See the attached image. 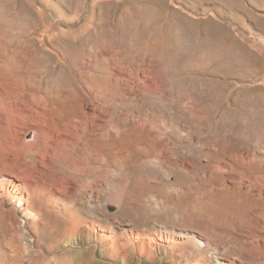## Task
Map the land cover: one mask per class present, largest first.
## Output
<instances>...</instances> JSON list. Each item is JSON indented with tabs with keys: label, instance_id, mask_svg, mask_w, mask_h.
<instances>
[{
	"label": "rangeland",
	"instance_id": "374dc122",
	"mask_svg": "<svg viewBox=\"0 0 264 264\" xmlns=\"http://www.w3.org/2000/svg\"><path fill=\"white\" fill-rule=\"evenodd\" d=\"M0 3V42L28 41L38 52L24 90L11 75L0 80V264H55L67 254L64 264H264V180L248 169L253 154L264 156V0ZM158 29L171 49L140 50ZM111 45L129 48L118 56L129 81L115 105L84 85L99 74L86 67L91 52L101 59ZM7 59L0 63L18 71L19 57ZM69 88L71 112L52 116L48 96ZM115 121L146 123L149 138L131 136L119 161L109 151L91 160L84 144V169L58 151L81 134L115 138ZM135 234L143 238L134 245Z\"/></svg>",
	"mask_w": 264,
	"mask_h": 264
},
{
	"label": "bare ground",
	"instance_id": "6f19581e",
	"mask_svg": "<svg viewBox=\"0 0 264 264\" xmlns=\"http://www.w3.org/2000/svg\"><path fill=\"white\" fill-rule=\"evenodd\" d=\"M13 1V0H12ZM11 2V1H10ZM153 3V2H152ZM18 7V5H17ZM13 9V7H12ZM15 9V8H14ZM169 13V12H168ZM5 8L2 7L1 3H0V20L1 21H5L6 20V16H5ZM169 17V16H168ZM167 17V18H168ZM25 20V19H24ZM167 21V20H166ZM165 22V21H164ZM147 23V22H146ZM149 25V24H148ZM146 25V26H148ZM169 40H167L164 36V34L159 31L156 32L155 31V34L152 38V40H150L148 43L144 44V45H141L140 46V50H142L143 52L145 53H148V52H152V53H163V52H168L167 50H169V48L171 49V47L169 46ZM177 42V41H176ZM119 44V43H118ZM123 44V43H122ZM121 44V45H122ZM177 44V43H176ZM124 45V44H123ZM129 47V46H128ZM0 49H2V54H0V59H1V62H3V60H6L9 62V59H14L15 56H18L19 57V64H18V71H8L7 67L3 64L0 63V80H5L7 79L10 75L12 76L11 79H12V85L14 86V88L16 90H19L20 92L22 90H24V88L26 87V85H29V84H32L33 83V80H32V77L31 75H28L26 73H28L31 68H32V65L30 64V61L31 60H34L35 59V52L36 49H35V46H33L32 44H30V42H26V41H20V42H13V43H1L0 42ZM129 49V48H128ZM128 49L125 47V46H115L114 45H111L109 48H106V49H102L103 51L101 53H103L101 59L98 58L96 52L92 51V55H93V59H90L91 61L90 62H87V69L89 71H92L94 69V71H98L99 74L96 75L95 74H90V76H88L87 78L89 80H86L84 81V85L85 86H89L91 83H95V85L97 86V97L100 99V100H107L108 102H111L114 104V102L117 100V97H119L120 95H122V86L126 83H128L129 80H127L128 78H124L122 77V75L118 74L117 71L119 72H122L124 70L127 69V66L129 65H125L124 64V60L121 58L119 59L118 56L121 55L122 53H124L126 50L128 51ZM176 49V48H175ZM39 51V50H38ZM127 51H126V54H127ZM132 51V49H131ZM130 51V53H131ZM99 52V50H98ZM105 52V54H104ZM161 52V53H160ZM38 53V52H37ZM36 53V54H37ZM143 54V53H142ZM124 55V54H123ZM122 55V56H123ZM144 55V54H143ZM163 55V54H162ZM120 56V57H122ZM126 56V55H125ZM100 57V55H99ZM144 57V56H143ZM146 57V56H145ZM148 57V56H147ZM100 59V60H99ZM134 59V58H133ZM147 59V58H146ZM88 61V60H87ZM126 62V60H125ZM147 62V61H145ZM86 65V63H84ZM131 64V63H130ZM139 65V64H138ZM147 65V64H145ZM142 66V65H141ZM140 66V67H141ZM151 66V65H150ZM85 67V69H86ZM145 67V66H144ZM143 67V68H144ZM91 69V70H90ZM130 71V70H128ZM127 71V72H128ZM131 73H134V72H131ZM130 73V74H131ZM138 73V71H137ZM133 75V74H132ZM135 75V74H134ZM161 76V75H160ZM161 82V80H160ZM92 85V84H91ZM50 92V91H49ZM74 92L75 90L74 89H67V90H64L63 92L59 93V94H53L51 96H48V99L51 100V105L52 107L50 108L49 112L52 114V116H57V117H62V116H65L67 115V113L70 111L69 108L71 107L72 103H73V95H74ZM124 93V92H123ZM125 96V95H124ZM96 97V98H97ZM15 99L18 98V95L14 97ZM120 99V98H118ZM40 100L42 101H47L46 98H43L41 97ZM5 101V96L3 93L0 92V114L2 113V108L4 107H7L4 103ZM119 101V100H118ZM123 102V101H122ZM46 103V102H45ZM110 103V104H111ZM119 104V103H118ZM109 105V104H108ZM115 105V104H114ZM113 106V105H112ZM47 107V106H46ZM107 107V106H106ZM111 107V105H110ZM47 109V108H46ZM112 110V109H111ZM71 112V111H70ZM75 112V111H74ZM153 116V115H152ZM56 117V118H57ZM55 118V117H54ZM73 118L74 119H78L80 120L79 116L75 113H73ZM116 122V121H115ZM129 122V121H128ZM132 123V121H130ZM155 122V121H153ZM67 123V122H66ZM126 120H125V124H126ZM130 123V124H131ZM143 123V122H142ZM68 124V123H67ZM128 124V123H127ZM126 124V125H127ZM128 124V125H130ZM151 124V123H150ZM125 125V126H126ZM132 125V124H131ZM136 125V124H135ZM146 123H143V124H139L136 129H129L127 127H123V126H120L119 124H117V122L114 124V129L117 130V136L115 138H112L113 134L109 136H106V135H102L101 137H99V139L96 141V142H93V141H90L88 140L87 138H84V135L81 134L77 137V142H73L75 144H71L72 147L69 145V143H65L66 141H62V145L60 146L59 148V152L64 155L66 158H69V156H75L76 158V164L78 166H82L80 168L84 169V144H85V147L87 148L88 151H90V159L91 160H96L97 157L99 155L100 152H105L107 153V151H109L108 153L111 154V156L116 160L119 161L118 158H120V155H121V152L123 150H125V147L126 145L128 144V146H130L129 144V141L130 140V137L131 136H143L145 138H147L150 134L148 133V131L146 130ZM169 125V124H168ZM133 126V125H132ZM159 126H160V123H159ZM112 127V129H113ZM154 127V126H153ZM168 127V126H167ZM166 127V128H167ZM173 128V131H174V135L177 137H179L181 135V130L177 127V126H171ZM149 128V127H148ZM169 128V127H168ZM113 129V130H114ZM154 129V128H153ZM156 129V128H155ZM154 129V130H155ZM169 130V129H168ZM161 128H160V135L163 136L165 133L161 132ZM116 132V131H115ZM150 132V131H149ZM156 132V131H154ZM159 132V129L158 131ZM151 133H153V131H151ZM168 133V132H166ZM171 134V133H170ZM167 135V134H166ZM112 136V137H111ZM157 136V135H156ZM160 136V137H161ZM165 136V135H164ZM142 137V138H143ZM151 137V136H150ZM149 138V137H148ZM163 138V137H161ZM138 139V137L136 138ZM135 139V140H136ZM160 139V138H159ZM182 139V138H181ZM142 140V139H141ZM132 141V140H131ZM140 141V140H139ZM145 141V140H144ZM161 141V140H160ZM132 143V142H131ZM137 143V141H136ZM140 143V142H139ZM146 143V142H145ZM67 144L71 147H68ZM143 144V143H142ZM150 143H147V147L149 146ZM141 145V144H140ZM150 148V147H149ZM171 148V147H170ZM129 150V149H128ZM147 150V149H146ZM82 152V153H81ZM149 152V151H148ZM107 153V154H108ZM120 154V155H119ZM264 155V154H263ZM96 159H95V157ZM102 156V155H101ZM100 157V156H99ZM98 157V158H99ZM110 157V156H108ZM149 157V156H148ZM147 157V158H148ZM251 157V156H250ZM58 158V157H56ZM104 157L100 158L103 160ZM61 159V158H60ZM70 159V158H69ZM99 159V160H100ZM107 159V158H106ZM105 159V160H106ZM151 159V158H150ZM64 160V159H63ZM108 160V159H107ZM106 160V161H107ZM122 160V159H120ZM125 160V159H124ZM249 161V164H250V167H248L249 171L252 173V174H255L257 177L256 178H260L261 180H264V156H259L257 154H253L252 157L250 159H248ZM94 162V161H93ZM97 162V161H95ZM123 163V162H122ZM121 164V163H120ZM248 164V163H247ZM54 165V164H53ZM75 165V164H74ZM116 165V164H115ZM124 165V164H123ZM119 166V165H118ZM122 166V165H121ZM246 166V165H245ZM79 168V169H80ZM88 168V167H87ZM93 168V167H92ZM122 168V167H120ZM247 168V167H246ZM90 169V168H89ZM244 169V168H243ZM113 170V169H112ZM247 170V169H245ZM93 171V170H92ZM214 171V170H213ZM247 171V172H249ZM84 172H86V169L84 170ZM88 174V172H87ZM130 175V174H128ZM130 180V179H129ZM258 180V179H257ZM128 182V181H127ZM140 185V184H138ZM135 187V184L133 185ZM145 186V185H143ZM136 187H137V184H136ZM136 187L135 189H133L134 191L136 190ZM142 187V186H140ZM133 188V187H132ZM139 188V186H138ZM147 189V188H146ZM138 190V189H137ZM228 190V189H227ZM147 191V190H146ZM138 192V191H137ZM149 192H150V189H149ZM143 194V193H142ZM147 194V193H146ZM248 194V193H247ZM144 195V194H143ZM142 195V196H143ZM236 196V195H235ZM248 196V195H247ZM153 197V196H152ZM246 197V196H245ZM143 198V197H142ZM244 199V198H243ZM153 203L155 202L154 198H151L150 199ZM92 202V200H91ZM151 202V203H152ZM157 202V201H156ZM155 202V203H156ZM154 203V204H155ZM157 204V203H156ZM155 204V205H156ZM158 205V204H157ZM256 205V204H255ZM129 204L128 206L125 208L124 210V216L127 215L129 211ZM133 212V211H132ZM79 213V212H78ZM131 214V212H130ZM160 214V213H159ZM79 219V218H78ZM75 221V220H74ZM78 221V220H77ZM80 223V222H79ZM78 223V224H79ZM78 226V225H77ZM127 227H129V232L131 234H134V229H133V226L131 224H127L125 225ZM70 227V226H69ZM162 228V227H161ZM59 229V228H57ZM62 229V228H61ZM67 229V232L70 231L69 237H73V232H75V230L77 231V229H75L74 225L70 228H66ZM55 232V231H54ZM160 232V230L156 229L155 230V233L156 235L158 236V233ZM165 234H173L172 231H168V230H165L164 231ZM55 234H57L55 232ZM59 234V233H58ZM161 235V233H160ZM57 237H59V235H55L54 238L57 239ZM143 238V236L141 234H135L134 236V239H132V241H130L132 244L135 245V242L136 240L137 241H141ZM160 238V237H158ZM73 240V239H72ZM128 245V244H126ZM131 245V244H129ZM151 245L152 243L149 242V248L150 250L152 249L151 248ZM147 246V245H146ZM136 248V247H135ZM144 246L143 248L139 247V250L138 249V252L140 254V256H143L144 254ZM152 251V250H151ZM68 252V251H67ZM150 252V251H149ZM64 253V252H63ZM152 256L153 253L151 252V254H149V256ZM69 258V255L67 254L66 257L64 258H59V259H55L56 263L55 264H64L65 260ZM153 258V257H151ZM217 264H236L235 261H230V260H227L225 258H220L219 261L217 262Z\"/></svg>",
	"mask_w": 264,
	"mask_h": 264
}]
</instances>
